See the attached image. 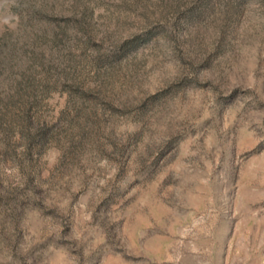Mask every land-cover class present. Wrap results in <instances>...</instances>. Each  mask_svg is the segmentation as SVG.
Segmentation results:
<instances>
[{"label":"rangeland","instance_id":"374dc122","mask_svg":"<svg viewBox=\"0 0 264 264\" xmlns=\"http://www.w3.org/2000/svg\"><path fill=\"white\" fill-rule=\"evenodd\" d=\"M11 2L0 264H264V0Z\"/></svg>","mask_w":264,"mask_h":264},{"label":"clouds","instance_id":"9594fccd","mask_svg":"<svg viewBox=\"0 0 264 264\" xmlns=\"http://www.w3.org/2000/svg\"><path fill=\"white\" fill-rule=\"evenodd\" d=\"M15 2V0H12V2L9 4V6L11 4H13ZM2 19L5 23H8V22H11L12 20L14 19H18V17H15V15L13 13L9 11H7L3 16H2Z\"/></svg>","mask_w":264,"mask_h":264}]
</instances>
